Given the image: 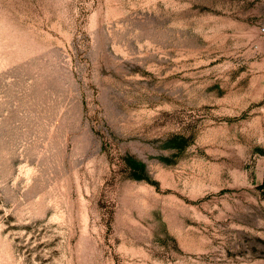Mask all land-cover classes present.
<instances>
[{"label":"rangeland","instance_id":"374dc122","mask_svg":"<svg viewBox=\"0 0 264 264\" xmlns=\"http://www.w3.org/2000/svg\"><path fill=\"white\" fill-rule=\"evenodd\" d=\"M264 0H0V264H264Z\"/></svg>","mask_w":264,"mask_h":264},{"label":"built area","instance_id":"2783aa9c","mask_svg":"<svg viewBox=\"0 0 264 264\" xmlns=\"http://www.w3.org/2000/svg\"><path fill=\"white\" fill-rule=\"evenodd\" d=\"M262 31L264 32V27L262 28Z\"/></svg>","mask_w":264,"mask_h":264}]
</instances>
